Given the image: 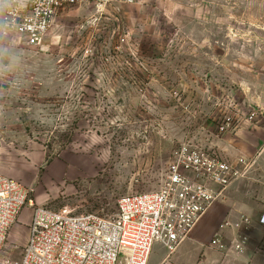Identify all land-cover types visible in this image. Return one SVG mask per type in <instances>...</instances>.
I'll return each mask as SVG.
<instances>
[{"label":"rangeland","instance_id":"obj_1","mask_svg":"<svg viewBox=\"0 0 264 264\" xmlns=\"http://www.w3.org/2000/svg\"><path fill=\"white\" fill-rule=\"evenodd\" d=\"M196 149L239 176L218 200L233 188L259 199L264 0H134L118 14L79 3L39 47L3 35L0 18V172L32 201L4 256H22L34 208L114 214Z\"/></svg>","mask_w":264,"mask_h":264},{"label":"built area","instance_id":"obj_2","mask_svg":"<svg viewBox=\"0 0 264 264\" xmlns=\"http://www.w3.org/2000/svg\"><path fill=\"white\" fill-rule=\"evenodd\" d=\"M134 0H0L3 35L18 36L30 47L45 40L63 8L79 3L120 13ZM232 164L203 149L182 150L167 170L164 183L145 192L119 198L111 215L89 211L71 213L49 206L33 209L22 256L3 255L13 225L31 204L30 190L0 172V264H149L155 246L169 254L191 235L207 209L239 178H231ZM264 226V214L258 218ZM225 226H232L225 222ZM254 219L241 215L234 224L230 247L219 233L211 247L228 253L247 246ZM224 227V226H223Z\"/></svg>","mask_w":264,"mask_h":264},{"label":"crops","instance_id":"obj_3","mask_svg":"<svg viewBox=\"0 0 264 264\" xmlns=\"http://www.w3.org/2000/svg\"><path fill=\"white\" fill-rule=\"evenodd\" d=\"M244 184L240 183L238 187ZM242 188L243 186L239 188L240 192L248 191ZM229 192L226 198L214 202L207 209L190 237L174 253L169 254L164 247L155 246L149 264H264V226L258 223V218L264 214V191L260 193L258 200H253L247 193H239L237 188ZM24 210L19 220L25 215ZM28 215L29 227L32 214ZM241 215L254 219V226L250 231L245 232L248 236L246 248L225 253L211 247V240L219 233L226 236L227 246H231L236 235L234 224L239 222ZM225 222H231L232 226H225ZM16 225L14 232H18L15 229ZM25 240H28V235Z\"/></svg>","mask_w":264,"mask_h":264}]
</instances>
